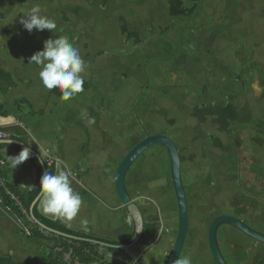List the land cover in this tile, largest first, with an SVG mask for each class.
I'll use <instances>...</instances> for the list:
<instances>
[{
    "label": "rangeland",
    "instance_id": "obj_1",
    "mask_svg": "<svg viewBox=\"0 0 264 264\" xmlns=\"http://www.w3.org/2000/svg\"><path fill=\"white\" fill-rule=\"evenodd\" d=\"M236 2L249 10L244 15L236 7L239 22H232L241 29L218 33ZM92 6L114 22L101 27L98 48L85 51L98 53L99 71L115 62L122 90L132 89V141L161 134L179 149L189 208L182 258L216 264L208 233L218 217L264 233V0H100ZM247 15L250 23L242 26ZM108 55L115 59L101 63ZM148 151L146 170L156 166L158 184L172 191L167 151ZM153 183L136 194L148 203L158 197L170 209ZM218 237L229 264H264L263 245L227 226Z\"/></svg>",
    "mask_w": 264,
    "mask_h": 264
},
{
    "label": "crops",
    "instance_id": "obj_2",
    "mask_svg": "<svg viewBox=\"0 0 264 264\" xmlns=\"http://www.w3.org/2000/svg\"><path fill=\"white\" fill-rule=\"evenodd\" d=\"M38 1L36 4L33 0H0V105L11 112L9 116H0V127L8 133L9 140L16 136L21 137L42 158L49 161L52 157L56 170L59 167L68 174L72 188L82 197L81 211L72 221L45 214L38 203V209L43 216L61 221L71 230L95 238L116 241L128 239L134 232V223L127 206L121 203L117 195L115 176L120 163L137 143L132 141L131 136L129 107L132 89L126 93L122 90L124 86L121 85L120 75L117 73L118 67L113 66L115 62L109 65V61L115 59L113 56L100 58L101 63L104 61L109 65L108 71L103 72L99 71V61L96 59L98 53L90 52L89 49L85 51L88 47L98 48L101 27L106 28L107 23H113L114 20L108 19L111 13L92 6L100 0ZM33 6H39L43 15L54 20L56 29L53 33L35 29L29 33L23 28L20 20ZM236 7L244 15L249 12L237 2L234 3L233 10L224 19V25L217 28L218 33L222 30L235 29L237 32L241 29V24L235 23L239 22L238 16L234 15ZM14 14L17 16L14 17ZM112 17H116L114 11ZM249 23L247 15L243 18L242 26ZM59 36L69 38L79 49L85 63L82 74L85 80L84 91L69 101H61L58 89L46 90L38 77L40 68L29 64V58L43 50L46 40ZM112 43L110 47H123L121 42ZM98 79L102 82L101 87ZM238 116V120L242 122L243 113H238ZM92 118L94 123L89 124L88 120ZM246 119L250 120L251 116H246ZM8 146L9 148L2 151L6 161L2 171L9 183L15 184L21 193H27L34 187L37 170L30 160H26L16 169L12 168L7 156H16L22 149ZM147 152L149 151L143 155ZM143 155L130 168L125 186L132 202L142 212L145 222H159L161 230L153 246L143 248L139 243L133 250L146 264H167L171 245L175 244L178 233L176 197L173 188L171 191L167 185L163 187L158 184L159 170L156 166L152 171L146 170L148 163ZM150 181H154L152 186L155 192L166 193L170 209L162 201H158L161 200L158 197V200L152 198L154 202L148 203L143 201L145 196L136 194L138 190H147L145 187L149 186L150 189ZM155 211L158 212L157 216L154 215ZM85 220L87 223H83ZM31 222L10 215L0 208V257L24 262L36 257L46 258L50 254L49 250L28 238L29 231L37 228ZM44 243L49 245L47 241ZM108 257L120 263L117 260L119 255ZM126 264L138 263L129 261Z\"/></svg>",
    "mask_w": 264,
    "mask_h": 264
},
{
    "label": "clouds",
    "instance_id": "obj_3",
    "mask_svg": "<svg viewBox=\"0 0 264 264\" xmlns=\"http://www.w3.org/2000/svg\"><path fill=\"white\" fill-rule=\"evenodd\" d=\"M20 23L29 33L34 29L41 32L49 30L53 33L56 29L54 20L43 15L39 6L31 7L28 13L23 15ZM29 64H35L40 68L38 77L41 85L48 91L58 89L61 101H69L84 91L85 80L82 74L85 71V63L79 49L67 36L46 40L43 50L37 51L29 58ZM88 123L93 124L94 118L89 119ZM12 142L13 140L0 141L6 144ZM30 152V147H23L18 155L7 156L11 167L16 169L28 160ZM37 202L45 214L68 221L79 215L83 205L80 193L72 188L68 174L59 167L55 172L45 171L42 175ZM176 264H191V258L178 259Z\"/></svg>",
    "mask_w": 264,
    "mask_h": 264
},
{
    "label": "water",
    "instance_id": "obj_4",
    "mask_svg": "<svg viewBox=\"0 0 264 264\" xmlns=\"http://www.w3.org/2000/svg\"><path fill=\"white\" fill-rule=\"evenodd\" d=\"M9 140V139H7ZM6 141V140H0ZM0 145H12L17 146L19 148L29 147L26 144L14 141L11 144L0 143ZM154 146H162L168 153L170 160V172H171V182L173 186V190L176 197L177 208H178V233L176 237V241L173 247V250L170 254L169 261L167 264H176V261L181 258L183 249L187 240L188 231H189V208L186 190L182 181V173H181V158L179 154V150L172 139L163 135H151L147 136L144 140L139 142L133 149L124 157L122 162L120 163L116 176H115V188L117 195L124 206H127L128 212L131 216V219L134 223V232L136 235V239L132 245L129 246H112L109 244H105L95 240H88L83 238H78L75 236L67 235L56 230L50 229L44 224L40 223L34 216L33 210L35 206L38 204L37 198L33 201L30 208V218L31 221L36 225L37 228H40L42 231L47 233H52L59 237L77 241V242H85L90 244H95L104 248L117 249L124 253V257L119 255L118 261L120 263H127L130 261L136 262L138 264H146L142 259H140L137 254L134 252V248L141 241V237L144 231L145 220L140 209L132 202V198L130 197L126 186L125 179L126 176L132 167V165L141 157L146 151ZM30 154L38 160L41 164L43 173L46 171L45 164L42 161V157L34 151L31 147ZM231 227L234 230L238 231L245 237L250 240L264 246V234L253 229L245 222L232 217V216H220L213 221L209 228L208 233V242L211 254L213 256L216 264H228L225 260L218 240L219 230L224 227ZM125 258L126 260H123Z\"/></svg>",
    "mask_w": 264,
    "mask_h": 264
},
{
    "label": "trees",
    "instance_id": "obj_5",
    "mask_svg": "<svg viewBox=\"0 0 264 264\" xmlns=\"http://www.w3.org/2000/svg\"><path fill=\"white\" fill-rule=\"evenodd\" d=\"M10 114L11 112L5 106L0 105V116H9ZM10 139L27 144V141L21 137L16 136ZM7 148H9L8 145H0V158L3 157L2 151ZM42 159L46 171H56L55 164L50 165L46 158L43 157ZM28 160H30L37 170V180L32 190L27 193H21L15 184H1V181L6 178V174L0 170V208L10 215L18 216L31 222L30 208L33 201L38 197L39 182L44 173L41 164L31 154ZM12 195L14 197H12ZM33 214L40 223L48 228L78 238L95 240L112 246H129L132 245L136 239L135 232H133L128 239L116 241L95 238L84 233L73 231L61 221H54L43 216L38 209V204L35 206ZM160 230L161 224L159 222H145L140 241L143 248H149L156 243ZM28 238L38 242L42 248L49 250L50 254L46 258L36 257L31 261L24 262H16L10 257H0V264H121L111 260L108 256H124V253L117 249L104 248L95 244L68 240L52 233L42 231L40 228L31 229ZM45 241L49 242V245H46L44 243ZM168 261L169 258L166 263H168Z\"/></svg>",
    "mask_w": 264,
    "mask_h": 264
},
{
    "label": "built area",
    "instance_id": "obj_6",
    "mask_svg": "<svg viewBox=\"0 0 264 264\" xmlns=\"http://www.w3.org/2000/svg\"><path fill=\"white\" fill-rule=\"evenodd\" d=\"M8 138H9L8 133L3 128L0 127V140H7ZM48 162H49V164L53 163L52 157L49 159ZM5 165H6V161L3 157H1L0 158V170L1 171ZM4 183H9L6 178L1 181V184H4ZM12 197H14V196L12 195Z\"/></svg>",
    "mask_w": 264,
    "mask_h": 264
},
{
    "label": "flooded vegetation",
    "instance_id": "obj_7",
    "mask_svg": "<svg viewBox=\"0 0 264 264\" xmlns=\"http://www.w3.org/2000/svg\"><path fill=\"white\" fill-rule=\"evenodd\" d=\"M254 229V228H253ZM260 232V231H259ZM262 233V232H261ZM264 234V233H263Z\"/></svg>",
    "mask_w": 264,
    "mask_h": 264
}]
</instances>
